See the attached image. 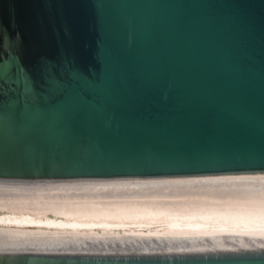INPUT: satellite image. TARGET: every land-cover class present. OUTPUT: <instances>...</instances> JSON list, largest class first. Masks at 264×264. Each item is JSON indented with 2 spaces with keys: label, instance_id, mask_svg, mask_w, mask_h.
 Returning <instances> with one entry per match:
<instances>
[{
  "label": "water",
  "instance_id": "95a60500",
  "mask_svg": "<svg viewBox=\"0 0 264 264\" xmlns=\"http://www.w3.org/2000/svg\"><path fill=\"white\" fill-rule=\"evenodd\" d=\"M242 173H264V0H0V180ZM0 264H264V247Z\"/></svg>",
  "mask_w": 264,
  "mask_h": 264
},
{
  "label": "bare ground",
  "instance_id": "6f19581e",
  "mask_svg": "<svg viewBox=\"0 0 264 264\" xmlns=\"http://www.w3.org/2000/svg\"><path fill=\"white\" fill-rule=\"evenodd\" d=\"M0 195L46 198L0 201V210L28 211L0 212V251L129 253L264 247V173L0 180ZM164 217L168 220L156 222ZM139 218L152 221H135Z\"/></svg>",
  "mask_w": 264,
  "mask_h": 264
},
{
  "label": "rangeland",
  "instance_id": "374dc122",
  "mask_svg": "<svg viewBox=\"0 0 264 264\" xmlns=\"http://www.w3.org/2000/svg\"><path fill=\"white\" fill-rule=\"evenodd\" d=\"M30 199V200H29ZM42 199H46V198H42ZM41 198H35V199H33V198H28V199H26V198H22V197H12V196H1L0 195V201H15V200H25V201H33V200H42ZM47 200H50V199H47ZM58 200H63V199H58ZM5 211H10V212H28V211H26V210H24V211H22V210H17V209H11V210H0V212H5ZM35 214H47L46 212H44V211H42V212H39V211H37V212H34ZM117 221L118 219H113V221ZM124 220H126V221H128V222H132V221H134V220H127V219H124ZM168 219L167 218H158V219H156V222H159V223H162V222H165V221H167ZM135 221H144V222H149V221H152L151 219L149 220V219H137V220H135Z\"/></svg>",
  "mask_w": 264,
  "mask_h": 264
}]
</instances>
